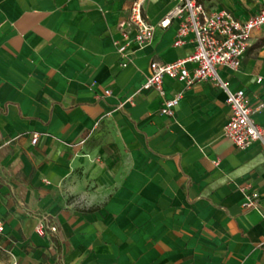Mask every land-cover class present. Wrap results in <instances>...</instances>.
Masks as SVG:
<instances>
[{
    "label": "crops",
    "instance_id": "1",
    "mask_svg": "<svg viewBox=\"0 0 264 264\" xmlns=\"http://www.w3.org/2000/svg\"><path fill=\"white\" fill-rule=\"evenodd\" d=\"M133 1L0 0V238L12 263L264 264L263 147L224 136L231 108L212 79L165 77V97L182 95L174 117L161 113L164 98L143 88L149 65L191 54L193 34L175 45V18L141 48L119 25ZM175 2L143 0L144 15L157 24ZM199 2L241 19L264 7ZM249 43L237 71L219 72L264 126V27Z\"/></svg>",
    "mask_w": 264,
    "mask_h": 264
},
{
    "label": "built area",
    "instance_id": "2",
    "mask_svg": "<svg viewBox=\"0 0 264 264\" xmlns=\"http://www.w3.org/2000/svg\"><path fill=\"white\" fill-rule=\"evenodd\" d=\"M143 10V0H134L128 8L127 21L119 24L122 29L125 25L135 29L134 40L141 48L150 44L158 27H168L175 18H182L175 45L181 44L188 33L193 34L194 50L191 54L172 62L152 61L149 65V75L143 88L153 89L164 98L161 113L174 117L175 108L182 95L179 92L170 98L165 97V77L176 79L186 87L200 80L212 79L225 91L231 108L229 120L224 126V136L237 148L246 149L259 142L264 150V126L253 119V108L246 92L243 89H232L229 81L219 72L220 68L233 72L239 69L250 46L252 32L264 27V7L252 16L241 19L226 9L208 10L199 0H176L174 6L157 24L149 22ZM127 45L128 43L119 47L118 51L128 61H132L126 52ZM187 63L194 67L189 68ZM37 139L36 134L32 142L36 143ZM84 143L83 140L80 144ZM245 197L246 208H258V193H246ZM2 230L0 221V232ZM50 230L56 232L57 226L52 225ZM36 231L44 234V225L39 223Z\"/></svg>",
    "mask_w": 264,
    "mask_h": 264
},
{
    "label": "rangeland",
    "instance_id": "3",
    "mask_svg": "<svg viewBox=\"0 0 264 264\" xmlns=\"http://www.w3.org/2000/svg\"><path fill=\"white\" fill-rule=\"evenodd\" d=\"M0 264H13L9 247L4 245L2 238H0Z\"/></svg>",
    "mask_w": 264,
    "mask_h": 264
}]
</instances>
